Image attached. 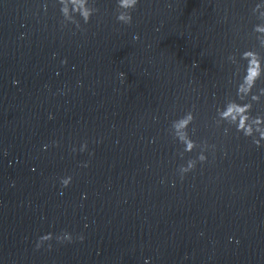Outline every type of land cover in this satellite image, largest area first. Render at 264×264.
Returning a JSON list of instances; mask_svg holds the SVG:
<instances>
[{
    "label": "water",
    "instance_id": "95a60500",
    "mask_svg": "<svg viewBox=\"0 0 264 264\" xmlns=\"http://www.w3.org/2000/svg\"><path fill=\"white\" fill-rule=\"evenodd\" d=\"M93 3L76 28L55 0H0V264H264V146L215 123L228 54L257 44L251 0H139L127 25ZM188 110L214 147L181 180Z\"/></svg>",
    "mask_w": 264,
    "mask_h": 264
},
{
    "label": "clouds",
    "instance_id": "9594fccd",
    "mask_svg": "<svg viewBox=\"0 0 264 264\" xmlns=\"http://www.w3.org/2000/svg\"><path fill=\"white\" fill-rule=\"evenodd\" d=\"M59 8L60 16L62 17V25L71 23L76 28L80 27V22L88 23L89 19L97 11L93 0H55ZM139 0H114V16L115 20L121 24H130L132 22V11L136 8ZM46 7V5H45ZM250 17L254 19L251 24L250 35L257 42L250 47H244L239 50L238 56L235 53H229L227 60L235 65L233 72L234 93L223 100L216 107L215 123L225 126L224 131L229 128L245 137L249 138L251 143L256 147L264 146V113L253 114V104L259 102L264 96V84H261V78L264 77V0H251ZM132 39H138V34L133 33ZM55 55V53H53ZM66 60H61L65 63ZM118 75L123 78L124 73ZM18 81L12 80V84H17ZM79 83V82H77ZM52 114L49 113L51 119ZM194 120V115L191 110L185 111L182 115L176 116L170 121L169 134L180 146L177 150V155L183 159L185 153H191L194 150L195 155L183 159V162L177 165L176 172L182 180L186 173L192 171L197 164H203L207 159V152L214 145H210L206 140L193 139L189 128ZM98 142V141H97ZM55 144V141L52 142ZM47 144L41 145L42 149H46ZM87 149V142L81 141L79 148L75 145L72 151L84 152ZM89 154H91L89 152ZM83 167L88 166L87 161L80 162ZM72 181L71 175H63L58 178L61 189L67 187ZM164 180L161 178V183ZM171 182V181H170ZM86 196L81 193V198ZM55 238L58 242H71L72 233L61 229L55 235L52 232L42 233L37 237L35 247L40 248L44 241H49ZM83 236L78 239L83 240ZM232 240V237L228 238ZM48 247H51L49 244ZM143 264H150V258L145 257Z\"/></svg>",
    "mask_w": 264,
    "mask_h": 264
}]
</instances>
